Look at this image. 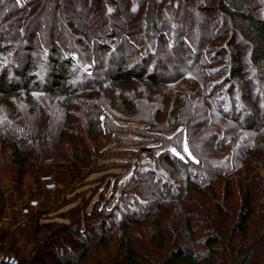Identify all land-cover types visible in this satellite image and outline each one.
I'll use <instances>...</instances> for the list:
<instances>
[{"label":"rangeland","instance_id":"374dc122","mask_svg":"<svg viewBox=\"0 0 264 264\" xmlns=\"http://www.w3.org/2000/svg\"><path fill=\"white\" fill-rule=\"evenodd\" d=\"M248 16L264 22V0H0V69L39 79L0 94V226L42 223L22 264H123L125 226L147 264L211 247L264 264V39Z\"/></svg>","mask_w":264,"mask_h":264},{"label":"trees","instance_id":"16d2710c","mask_svg":"<svg viewBox=\"0 0 264 264\" xmlns=\"http://www.w3.org/2000/svg\"><path fill=\"white\" fill-rule=\"evenodd\" d=\"M15 1L19 2V0H15ZM245 21L248 23V26H250L249 33H251L252 36L255 37V39H259L261 42V40L264 39V22L252 16H248L245 19ZM160 39H162L161 36H160ZM22 44L24 43L22 42L19 43L20 48H22L21 47ZM236 59L238 63L236 62L235 67L232 69L233 74L236 77H239L241 79L243 78L244 80L243 79L242 80L243 82H245V85H246L248 84V82H247V79H245L244 74L242 73V68L240 66V62H241L240 55H236ZM6 63H8V61ZM53 63H55V67L58 66L59 64L56 61H54ZM29 69H30V65H29ZM119 70L120 72H118V74L115 76V79H119L120 81L123 80V82H126L127 79L130 78V76H128L129 74L134 73V72H129L128 69H126L125 71H122V69L120 68ZM127 72H129V74ZM143 73H144V69L138 72V75L143 74ZM8 74L10 77H8ZM27 74L28 73L24 74L23 72H19L17 68L13 69L11 64L5 67H1L0 69V94L4 93L5 95L7 94V91H10V92L15 91V89L18 87L17 86L18 83L20 82L22 85H25L26 87H28V85H32V84L35 85L36 83H39L38 81L39 79L38 77L35 76V74H32V73L28 75ZM62 76L63 75L61 74V72H59V74H57L56 76H53L54 77L53 80L55 81L57 80L55 85L59 84L60 79L63 80ZM140 77H143V75H140ZM42 82L43 83L46 82L45 76L42 79ZM250 91L251 89L248 87V89H246V94H247L246 97L248 99V102L251 104L253 115H257L258 109L253 99L251 100ZM14 149H15V154H16L14 161L18 165V171H19L18 174L22 178V176L25 173L26 163H25L24 158H22V156L17 151L18 147L14 146ZM168 162L170 161L168 160ZM188 184L193 185V183L191 182H188ZM1 192L2 191L0 189V218H1L3 207H4V200L2 198L3 195ZM241 209L242 211H241V214H239V219H238V223L236 224V226L238 230L244 231L247 227V221L250 217L251 210H252L247 192L244 194V197L242 199ZM29 222L31 223L32 221L28 219V223ZM26 225H22V226L16 225L12 229L0 226V251H2L4 248L7 251H11L13 253L11 254V256L14 257L17 260V262H19L20 264L25 263L26 255H23L24 254L23 249H21L23 247L21 245L22 243L18 244L17 242L24 240V248H25V245L31 241V238L32 239L35 238V235L40 229V226L42 225V223L40 224L35 223V225L32 227L33 228L32 230L28 229ZM126 229L127 227L125 226L124 233L126 235L124 238H122L120 242L121 248L125 251V255L122 259L123 264H147L148 262L146 261V259L140 256L138 252L136 251V249L133 247L131 238L127 236ZM158 235L161 237V232L159 231V229H158ZM101 239L103 240V238ZM214 241L215 239L209 238L207 240V243H209V245L211 246L214 243ZM178 259H181L184 264H252L251 258L248 255L242 257L240 260L236 262L234 260V256L232 257V255L228 253V250H225V249L221 250V249H217L214 247H211V249H209L207 253L202 255V257L200 258H197V257L195 258V255L191 253L172 254L171 256L166 257L165 259L161 260L159 264H176V261ZM164 260L165 262L163 263ZM56 262H57L56 264H60L58 263V261Z\"/></svg>","mask_w":264,"mask_h":264},{"label":"crops","instance_id":"0c3cea01","mask_svg":"<svg viewBox=\"0 0 264 264\" xmlns=\"http://www.w3.org/2000/svg\"><path fill=\"white\" fill-rule=\"evenodd\" d=\"M0 264H17L14 258L7 256L4 259H0Z\"/></svg>","mask_w":264,"mask_h":264}]
</instances>
